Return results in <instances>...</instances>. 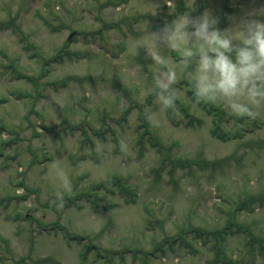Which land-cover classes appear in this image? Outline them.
<instances>
[{
  "label": "rangeland",
  "instance_id": "obj_1",
  "mask_svg": "<svg viewBox=\"0 0 264 264\" xmlns=\"http://www.w3.org/2000/svg\"><path fill=\"white\" fill-rule=\"evenodd\" d=\"M206 11L235 33L264 0H0V264H264V106L236 116L218 99L214 120L190 96L195 60L161 46L155 64L132 43ZM168 67L176 105L153 126ZM116 175L138 195L96 188ZM244 201V233L194 238Z\"/></svg>",
  "mask_w": 264,
  "mask_h": 264
},
{
  "label": "clouds",
  "instance_id": "obj_2",
  "mask_svg": "<svg viewBox=\"0 0 264 264\" xmlns=\"http://www.w3.org/2000/svg\"><path fill=\"white\" fill-rule=\"evenodd\" d=\"M217 24L218 20L207 11L196 18L185 13L158 32L135 38L132 43L139 49L140 42L147 41L145 50L155 64L169 63L159 55L161 46L179 51L185 63L195 60V70L188 75L194 81L196 103L223 99L234 115L253 117L256 115L254 109L264 106V21H244L242 30L235 33L221 32ZM176 81L177 72L173 67L155 76L154 103L160 106V110L148 105L143 109L145 119L151 125L159 126L161 113L175 107ZM119 145L121 153L126 154L129 150L126 140L121 139ZM53 167L67 185L62 169L58 165ZM57 199L62 206V194L58 193Z\"/></svg>",
  "mask_w": 264,
  "mask_h": 264
},
{
  "label": "trees",
  "instance_id": "obj_3",
  "mask_svg": "<svg viewBox=\"0 0 264 264\" xmlns=\"http://www.w3.org/2000/svg\"><path fill=\"white\" fill-rule=\"evenodd\" d=\"M200 106H202L203 109H206L207 112L209 113V115H214V120H216V117H220L223 115H225L223 112H221L217 107H215V105L213 104H208L205 102L199 103ZM214 113V114H213ZM147 134V131L144 132V135ZM216 135L217 138H225L224 136H222L221 134H219L222 137H219L218 133L215 132L214 133ZM216 162H214L213 164H215ZM128 183L126 181H124V179L122 177H117L113 176L111 179H109L107 181V183L99 185L98 187H96L97 189H102V190H106L109 192H115V188H119L118 191L119 193H124L127 194L129 197H136L137 192L133 191L132 189L129 188V186L127 185ZM98 198V197H97ZM252 197H250L251 199ZM100 199V198H99ZM257 199H255L256 201ZM260 201V205H264L263 202V198H259ZM245 206H250V204H248L247 201H244L240 204L237 205L235 212H231L230 213V219L228 221V224L221 230H212V231H206L205 233L199 232V229H193L192 233H194V238L197 240H200L203 236L204 238V242L208 243L209 239L211 237H213V239L215 240V242H219V243H224V241H226L228 239V235H235L236 232L233 231L232 227H237V231L241 232L243 231V233L246 231V229L244 228V226L240 223L237 222V213L240 210H244ZM232 217V218H231ZM151 222V221H150ZM185 240V237H181V240ZM162 250V246L159 247ZM219 252H223L222 247H220L218 249ZM220 258V257H219ZM226 257H222L220 260H224Z\"/></svg>",
  "mask_w": 264,
  "mask_h": 264
},
{
  "label": "bare ground",
  "instance_id": "obj_4",
  "mask_svg": "<svg viewBox=\"0 0 264 264\" xmlns=\"http://www.w3.org/2000/svg\"><path fill=\"white\" fill-rule=\"evenodd\" d=\"M219 137H222V136L219 135ZM221 139H222V138H219V140H221Z\"/></svg>",
  "mask_w": 264,
  "mask_h": 264
}]
</instances>
